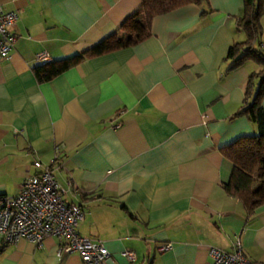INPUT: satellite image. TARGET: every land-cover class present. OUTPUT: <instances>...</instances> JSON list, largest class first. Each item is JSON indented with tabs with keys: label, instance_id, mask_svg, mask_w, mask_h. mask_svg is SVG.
<instances>
[{
	"label": "crops",
	"instance_id": "crops-1",
	"mask_svg": "<svg viewBox=\"0 0 264 264\" xmlns=\"http://www.w3.org/2000/svg\"><path fill=\"white\" fill-rule=\"evenodd\" d=\"M140 3L0 0L17 12L16 41L0 60V193L17 194L33 160L48 163L58 146L64 164L53 174L63 199L84 212L77 232L110 255L94 264H206L208 247L230 251L236 240L247 259L264 263V203L248 214L222 188L232 163L220 148L257 133L239 111L261 66L230 68L227 58L245 40L235 23L243 2L184 5L154 17L143 40L101 52ZM260 25L254 46L264 51V15ZM89 49L98 54L37 80V53L49 63ZM58 245L55 237L40 248L0 244V264H84Z\"/></svg>",
	"mask_w": 264,
	"mask_h": 264
},
{
	"label": "built area",
	"instance_id": "built-area-1",
	"mask_svg": "<svg viewBox=\"0 0 264 264\" xmlns=\"http://www.w3.org/2000/svg\"><path fill=\"white\" fill-rule=\"evenodd\" d=\"M16 19V11L5 10L0 5V60L7 59L13 49L17 35L10 27ZM35 59L41 65L48 63L44 51L37 53ZM121 114L122 110L115 113ZM119 125L117 122L112 127ZM63 164L64 156L55 146L48 163L33 160L34 172L25 178L17 194L0 193V244H16L25 239L40 248L45 238L55 237L59 253H75L84 264L105 263L110 255L102 242L82 237L77 232L84 212L79 204L63 199L65 189L53 174ZM169 246L163 245L160 250ZM119 254L128 262L136 260L132 250H122ZM207 254L206 264H264L247 259L239 240L233 243L230 251L210 246Z\"/></svg>",
	"mask_w": 264,
	"mask_h": 264
},
{
	"label": "trees",
	"instance_id": "trees-1",
	"mask_svg": "<svg viewBox=\"0 0 264 264\" xmlns=\"http://www.w3.org/2000/svg\"><path fill=\"white\" fill-rule=\"evenodd\" d=\"M205 0H141L140 6L133 13L130 22L116 37L114 44H108L101 52L120 46L137 43L149 34L152 19L169 13L187 4L200 5ZM242 13L236 19V26L244 33L245 40L234 43L227 51V58L233 60L230 68L246 61H253L261 70L251 74L245 84V97L239 114H243L255 125L254 136H243L229 145L220 148V153L232 163L228 181L222 185L230 196L239 199L246 212L264 203V107L260 100L264 96V51L258 46L261 35L260 19L264 15V0H242ZM93 49L72 55L55 62L38 65L34 73L38 81H47L76 65L81 60L97 55ZM256 80V82H255ZM140 264H153L148 259Z\"/></svg>",
	"mask_w": 264,
	"mask_h": 264
},
{
	"label": "rangeland",
	"instance_id": "rangeland-1",
	"mask_svg": "<svg viewBox=\"0 0 264 264\" xmlns=\"http://www.w3.org/2000/svg\"><path fill=\"white\" fill-rule=\"evenodd\" d=\"M244 39H245V35H244ZM6 187H7L6 192H8V193H12V191L14 190V185L11 184L10 182L6 183Z\"/></svg>",
	"mask_w": 264,
	"mask_h": 264
}]
</instances>
